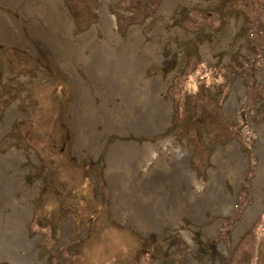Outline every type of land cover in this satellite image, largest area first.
Wrapping results in <instances>:
<instances>
[{
    "label": "rangeland",
    "instance_id": "374dc122",
    "mask_svg": "<svg viewBox=\"0 0 264 264\" xmlns=\"http://www.w3.org/2000/svg\"><path fill=\"white\" fill-rule=\"evenodd\" d=\"M101 2L59 0L60 17L74 25L51 30L41 16L43 0H0V182L2 175L12 178L5 198L31 209L25 226L38 260L264 264V178L257 176L264 163V0H172L168 11L162 9L164 0H109L116 33L125 38L138 25L140 47L156 45L161 61L148 59L145 76L162 78L160 93L171 110L155 131L107 132L99 124L93 150L81 143L76 110L85 101L84 88L96 105L100 96L78 59L106 47ZM29 6L37 15L28 17ZM91 30L95 37L82 48L79 37ZM138 102V109L147 108L143 99ZM120 104V97L110 102ZM86 111L83 106L82 115ZM122 144H156L137 179L158 166L167 169L164 158H185L195 180L177 185L184 204L175 220L165 218L149 229L133 225L130 208L116 210L107 155ZM13 151L21 155L17 171L2 162ZM223 157L232 162L239 157L237 175L222 168ZM217 176L221 194L213 190ZM190 186L198 195L194 208L186 195ZM171 188L160 182L149 191H165L169 209ZM11 210L4 209L5 217ZM0 264L18 263L5 257Z\"/></svg>",
    "mask_w": 264,
    "mask_h": 264
},
{
    "label": "bare ground",
    "instance_id": "6f19581e",
    "mask_svg": "<svg viewBox=\"0 0 264 264\" xmlns=\"http://www.w3.org/2000/svg\"><path fill=\"white\" fill-rule=\"evenodd\" d=\"M9 4H17L22 0H6ZM44 9L41 16L46 20L51 30L60 29L59 26L66 25L73 28L68 18L60 17L62 14L59 7V0H43ZM109 0H102L100 7L99 26L106 36L103 39L105 49L99 46L90 55H81L78 61L83 60L86 69L92 79L96 81V94L100 96V104H95V99L91 97L90 91L84 88V102L79 103L81 108L76 110V123L82 139V145H91L93 150L97 146L93 144L100 135L98 125H104L103 131H129L134 129L155 131L167 123L170 114V104L160 93L165 82L161 77H154L152 80L145 76L146 67L149 65L148 59L160 62L161 57L155 55L156 45L151 43L141 46L144 39L140 26H131L127 37L120 36L115 32L117 22L115 16L108 10ZM172 0H164L162 9L168 11L172 5ZM27 15H37L31 6L26 9ZM54 14L59 18L58 23H54ZM40 16V15H39ZM72 30V29H71ZM53 32V31H52ZM93 30L79 37L82 48L94 39ZM81 48V49H82ZM140 49V51H139ZM116 51V52H115ZM108 56L109 58H106ZM116 97L121 98L120 106H111L110 102ZM139 99L147 104V108L138 109ZM84 104V105H83ZM83 106L87 108L85 116L82 115ZM82 111V112H81ZM156 119L159 123H156ZM141 120V121H139ZM140 122V124H138ZM140 127V128H138ZM89 130V131H88ZM160 141V143H168ZM154 145H146L142 148L136 145L122 144L112 147L108 151L107 159L110 163L109 178L113 184L116 198V210L130 208L132 210L131 222L133 225L153 229L164 222L165 218L175 220L181 213L183 201L178 200L177 185L186 182L193 183L194 172L189 169L184 157L173 156L171 161L164 158L166 168L158 166L144 178L137 179L136 175L141 167L143 158L150 151L152 157L155 156ZM233 151L236 146L233 145ZM21 155L13 151L4 155L2 162L6 167H12L17 171ZM140 157V158H139ZM229 157L222 158V168L227 170L228 175H237L242 164L239 157L234 162ZM137 163L134 164V162ZM257 176L264 178V163L259 165ZM220 177L217 176L213 190L219 193L216 184ZM160 182H169L175 187L171 188L170 203L171 208H166L167 193L157 190L156 193L149 191L150 186H158ZM13 185L12 178L8 180L2 175L0 182V259L12 258L18 264H43L38 260L37 250L33 241L28 238L25 222L30 216L31 209L19 202L17 198L13 202L5 197L11 192ZM221 194V193H219ZM187 200L194 208L198 201L197 192L189 187L186 191ZM2 198L4 199L2 201ZM11 207V212L4 215V209ZM15 247L11 250L9 247Z\"/></svg>",
    "mask_w": 264,
    "mask_h": 264
}]
</instances>
